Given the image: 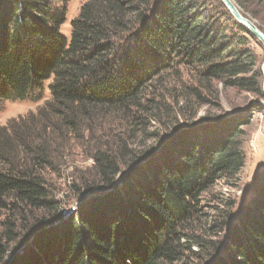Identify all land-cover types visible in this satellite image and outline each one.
<instances>
[{
  "label": "trees",
  "instance_id": "obj_1",
  "mask_svg": "<svg viewBox=\"0 0 264 264\" xmlns=\"http://www.w3.org/2000/svg\"><path fill=\"white\" fill-rule=\"evenodd\" d=\"M235 1L250 10L264 0ZM56 2L0 0V97L36 100L45 82L49 91L35 113L0 127V211L56 208L44 177L54 136L95 119L116 131L105 132L92 155L97 181L85 188L98 192L66 220L51 214L42 224L60 222L28 231L17 246L33 241L20 252L11 251L15 223L0 222V264H264V172L235 215L233 199L210 207L212 215L202 204L217 182L239 181L242 127L257 104L187 122L157 147L135 141L160 113L171 115L152 93L175 69L193 70L203 89L216 80L263 99L256 38L220 0H87L66 37L65 8ZM196 88L198 103L209 102Z\"/></svg>",
  "mask_w": 264,
  "mask_h": 264
},
{
  "label": "rangeland",
  "instance_id": "obj_2",
  "mask_svg": "<svg viewBox=\"0 0 264 264\" xmlns=\"http://www.w3.org/2000/svg\"><path fill=\"white\" fill-rule=\"evenodd\" d=\"M85 1L87 0H57L56 4L58 6L62 4L65 8V22L60 27L64 36H69L70 23L78 17L79 9ZM256 2L251 5L250 10L241 9L264 31V1ZM254 13H257V16H254ZM233 29L235 30L234 27ZM250 45L261 72L264 48L257 40L251 41ZM177 71L181 73L176 75ZM209 85L211 87L210 90L203 89L198 83V76L191 69H175L164 74L162 82L159 84V88L162 89L152 94L161 96L166 104L165 107H172L171 115L167 116L160 113L161 121L150 127L143 135L135 138V141L136 143L139 142L137 145L141 148L154 145L157 147L159 145L157 143L160 140L167 141L175 134L177 129L188 127L189 124L187 122H197L206 116L208 119H212L213 116L217 115L226 117L236 113H245L251 105L257 104L259 109L253 113L251 123L242 127L244 131L242 135V152L245 156V166L239 181L233 187L217 182L202 198V204L207 205L206 211L210 215L214 213L210 207L219 204L220 200H235L237 205L232 210V213H234L232 215H235L238 208L251 197V188L255 176L260 172H264V133H262V127L264 126V98H259L239 89L224 87L221 82L216 80L210 81ZM191 87H197L196 89H198L201 96L209 102L198 103L196 95L190 89ZM48 98L47 82L44 84V91L41 97L36 100L28 98L15 100L10 92L4 91L3 96L0 97V127L8 124L11 119H24L29 113H35L36 109ZM182 113L186 115L188 120L182 116ZM99 121L95 119L93 122L90 121L89 127L76 129L75 133L71 135L66 132V137L63 136L64 133L58 134V138L54 136L48 141L49 159H51L52 167H49L44 172V177L49 197L52 199L53 206L56 207L54 210L53 208L34 209L25 213L21 209H18V212L9 211V213L0 211V222L8 218L10 222L15 223L13 232L16 235V240L12 243L13 248L11 251L15 252L18 248L17 240L24 238L23 236L28 231L34 228L38 229L39 232L43 230L51 231V228L58 222L66 220L67 216L79 206V203L98 192L95 188L88 190L85 188L93 183L96 184L97 181V175L93 169L94 161L92 155L98 149L99 144L106 141V138H102V136L106 135L105 132L110 134L116 131V125L100 128L103 126ZM30 125L27 123L28 127ZM33 130L35 131L36 129ZM126 169L124 166L123 172L116 178L117 183ZM112 193L115 194V191L113 190ZM53 213L56 216H61V220L50 226L42 224ZM30 241H33V238L23 242L19 246L18 251L20 252ZM192 249L195 250L196 245H193Z\"/></svg>",
  "mask_w": 264,
  "mask_h": 264
},
{
  "label": "water",
  "instance_id": "obj_3",
  "mask_svg": "<svg viewBox=\"0 0 264 264\" xmlns=\"http://www.w3.org/2000/svg\"><path fill=\"white\" fill-rule=\"evenodd\" d=\"M225 6L231 17L240 25L245 27L251 35H253L256 40L264 48V31L256 24V22L247 14H245L242 9L238 6L235 0H220ZM262 73V92L264 95V60L261 64Z\"/></svg>",
  "mask_w": 264,
  "mask_h": 264
},
{
  "label": "built area",
  "instance_id": "obj_4",
  "mask_svg": "<svg viewBox=\"0 0 264 264\" xmlns=\"http://www.w3.org/2000/svg\"><path fill=\"white\" fill-rule=\"evenodd\" d=\"M262 133H264V126L262 127Z\"/></svg>",
  "mask_w": 264,
  "mask_h": 264
}]
</instances>
